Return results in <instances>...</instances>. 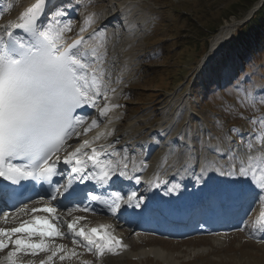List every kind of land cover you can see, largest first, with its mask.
Listing matches in <instances>:
<instances>
[{
	"label": "rangeland",
	"instance_id": "374dc122",
	"mask_svg": "<svg viewBox=\"0 0 264 264\" xmlns=\"http://www.w3.org/2000/svg\"><path fill=\"white\" fill-rule=\"evenodd\" d=\"M237 1H91V14L124 3L128 22L139 25L138 34L121 49L127 39H117L119 45L113 40V47L104 40L112 48L105 54L106 77L112 79L110 70L117 67L127 75L111 100L117 107L110 116L120 117L119 128L111 129L120 149L132 156H139L140 149L143 163L149 166L168 165L184 171L189 165L198 170L197 177L221 183V172L232 164L231 153L239 157L235 160L238 167L240 160L264 152V146L253 138L260 129L258 121L264 118V23L258 21V28H249L240 36L237 32L264 0L222 20ZM68 22L76 26L81 20L72 16ZM200 22L218 27L205 36L195 26ZM227 25V39L209 54L214 36ZM246 34L255 51L244 64L234 51L242 49L231 44ZM258 43L262 48H257ZM116 50L112 60L117 64H109L110 54ZM123 73L117 79H123ZM249 96L254 104L246 99ZM109 118L104 125L111 124ZM250 140L251 151L247 148ZM151 146L152 153L144 159ZM241 229L242 233L232 236H193L179 241L134 234L131 248L90 264H264V246L247 242V228Z\"/></svg>",
	"mask_w": 264,
	"mask_h": 264
},
{
	"label": "snow or ice",
	"instance_id": "6c2138e0",
	"mask_svg": "<svg viewBox=\"0 0 264 264\" xmlns=\"http://www.w3.org/2000/svg\"><path fill=\"white\" fill-rule=\"evenodd\" d=\"M47 4L48 0H36L21 14L18 23L0 26V178L13 185L42 179L50 183L51 178L58 174V153L69 146L68 141L74 135H86L93 128L99 127L100 120L92 119L88 123L85 117L75 114L77 109L88 106L97 109L100 117H105L117 107L108 103L103 107L99 106L101 97L105 101L109 99V88L105 82L106 70L103 66L105 52L102 51V34L93 33L87 39L81 35L67 43L65 34L72 29L70 22L59 19L64 15L62 10L51 14L46 24L40 23L47 11ZM91 23L92 18L87 17L80 32L86 31ZM17 31H23L29 38L25 40L16 35ZM97 37L99 40L91 51L82 50V45ZM246 99L252 104L255 103L250 96ZM258 123L260 129L253 138L264 146V118ZM104 135L100 133L93 140L83 141L75 151L64 157L63 163L71 166L76 179L94 180L103 186L116 175L119 162L102 160L101 156L105 153L96 148L91 149L90 155L84 151ZM247 148L249 151L253 148L251 140L247 143ZM112 155L119 153L114 151ZM237 159L239 157L235 153L230 154V160ZM89 162L93 171L88 170ZM119 175L127 176V173L121 169ZM221 175L248 178L264 191V152L240 160L238 167L235 163L230 164L228 170L222 171ZM139 182L137 179V183ZM72 183L73 180L69 179L67 185L62 187L67 190L72 187ZM60 187H55L51 192L52 200H56L57 195L61 194ZM135 195L132 193L123 202L131 205ZM90 198L97 202H107L101 195H91ZM122 200L119 192L111 194V203L108 206L113 214L121 207ZM257 203L261 206L264 218V196H258L253 201L248 214L255 210ZM135 206L140 207V203L137 202ZM19 211L26 213L27 205ZM31 211L55 213L56 208L45 206L32 208ZM8 215L4 214L5 220ZM52 219L58 220L59 217L53 216ZM79 219L82 218L78 217L77 220ZM67 228L73 235L74 242L75 238H82L87 241L85 246L88 250H94L97 255L102 256L106 251L115 252L116 248L122 246V242L112 236L104 226H101L104 229L102 234L97 228H92L89 232H85L83 228L76 230L75 221L68 223ZM258 231L264 233V228L254 229L250 235H257ZM62 235L59 228L47 217L34 216L32 220L24 221L18 227L0 228V251L12 245V250L7 254V264H17L19 254L35 256L48 251L47 239ZM34 236H39V241L34 240ZM58 251H62V246L52 252L48 261ZM60 259L65 257L61 256ZM41 264L46 262L41 261Z\"/></svg>",
	"mask_w": 264,
	"mask_h": 264
},
{
	"label": "trees",
	"instance_id": "16d2710c",
	"mask_svg": "<svg viewBox=\"0 0 264 264\" xmlns=\"http://www.w3.org/2000/svg\"><path fill=\"white\" fill-rule=\"evenodd\" d=\"M257 0H238L237 3H233L230 5V9L227 10L225 12V17L222 18V20L224 18L229 19L230 16L232 15H237L239 12V8H242L244 10L249 9V7H251ZM263 21L262 23H264V3L262 4V6L253 14V16L251 17L250 21L247 22L244 26L241 27V29L238 32V36L244 34L246 32V30H248L249 28H258L260 23L258 21ZM201 23V22H200ZM195 26L201 30V32L203 34H205V36H207V34H209L210 32H213L214 29L216 27H218V24H213L212 26H208V25H203L202 23L199 25L198 23L195 24ZM252 33H249L250 36ZM249 35H245V37H242L241 39H238L237 41H235L236 45L239 46H247L248 44V38H246ZM237 36V37H238ZM237 39V38H236ZM249 45H253L251 42L248 44V47L244 50L241 51H236V53L238 52L239 57H243L245 59V56L251 55L252 52H254V45L251 47ZM257 48H262L261 45H257ZM248 54V55H247ZM255 55V54H254ZM220 58V56L218 57V59Z\"/></svg>",
	"mask_w": 264,
	"mask_h": 264
},
{
	"label": "bare ground",
	"instance_id": "6f19581e",
	"mask_svg": "<svg viewBox=\"0 0 264 264\" xmlns=\"http://www.w3.org/2000/svg\"><path fill=\"white\" fill-rule=\"evenodd\" d=\"M13 2H14V6L16 7L18 4H20V1H18V0H12ZM34 0H27L25 3H22V7H20L19 9H18V11L17 12H14L13 14H11V16L8 18V19H6L5 20V22L6 23H4V25H6L7 23L8 24H12V25H15L16 23H18L19 22V17L21 16V14L24 12V11H26V9L28 8V7H30V5L32 4V2H33ZM5 8H7V5H5L4 6ZM106 8V7H105ZM108 10V8H106L105 10H104V8H103V11L104 12H106ZM112 12H115V10H113ZM132 17V16H131ZM127 18H128V16H127ZM100 19V17L99 16H97V18H96V22H92L91 23V26L90 27H87V29L89 30H91L92 31V33L93 32H96V31H98V30H96V27H97V25L98 24H100L101 23V20H99ZM9 21V22H8ZM105 23H106V21H105ZM7 24V25H8ZM97 24V25H96ZM83 27V26H82ZM82 27H79L80 29L82 28ZM86 29V31H88ZM229 31V25H227V26H224V28L222 29V30H220L215 36H214V38H213V40H212V43H211V45H210V47H211V49H210V52H209V54L214 50V49H216L218 46H221V44L223 43V42H225V40L227 39V32ZM85 32V31H84ZM124 34V33H123ZM115 38V37H114ZM120 40H122V39H120ZM123 41H124V39H123ZM114 43L113 44H120L118 41H117V39H114V41H113ZM125 43V42H124ZM90 45V44H89ZM88 45V46H89ZM106 51L107 50H105L104 52H105V54H106ZM116 52H118L117 50L116 51H114V52H111V57H110V59H109V64H111V63H116L115 61H113L112 60V58H114V55L116 54ZM108 54V55H109ZM109 55V56H110ZM117 60V59H116ZM118 61V60H117ZM117 64V63H116ZM106 66V65H105ZM105 66H104V68H105ZM110 66H112V65H110ZM112 70H114V69H111L110 71L112 72ZM112 75H113V73H112ZM119 76V75H118ZM117 76V78H121V77H118ZM115 78H114V76H113V78H112V80H114ZM108 86H109V91H111V89H112V85L110 84H108ZM105 131H107V130H105ZM113 142V141H112ZM103 147H106V146H103ZM113 151H115V150H112V152ZM116 152V151H115ZM150 164V163H149ZM172 169V168H171ZM200 172V171H199ZM155 173H158L159 175H160V178L161 177H166V178H169L170 180H172L173 178H171V173H169V171L168 170H164V171H155ZM218 174V173H217ZM139 175H141V172L139 173ZM217 179V178H216ZM261 190H259V192H260ZM258 192V193H259ZM12 212H14V211H12Z\"/></svg>",
	"mask_w": 264,
	"mask_h": 264
}]
</instances>
